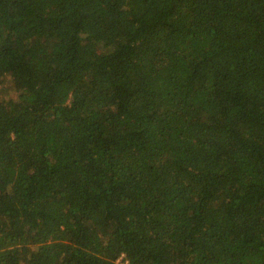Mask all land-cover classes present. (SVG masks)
<instances>
[{"label": "trees", "instance_id": "16d2710c", "mask_svg": "<svg viewBox=\"0 0 264 264\" xmlns=\"http://www.w3.org/2000/svg\"><path fill=\"white\" fill-rule=\"evenodd\" d=\"M0 264H264V0H0Z\"/></svg>", "mask_w": 264, "mask_h": 264}]
</instances>
